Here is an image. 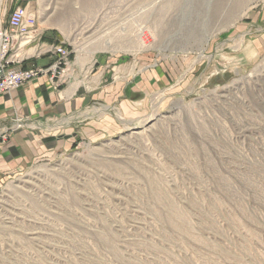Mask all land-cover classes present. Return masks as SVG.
Returning a JSON list of instances; mask_svg holds the SVG:
<instances>
[{"label":"rangeland","instance_id":"obj_1","mask_svg":"<svg viewBox=\"0 0 264 264\" xmlns=\"http://www.w3.org/2000/svg\"><path fill=\"white\" fill-rule=\"evenodd\" d=\"M17 6L70 51L52 78L76 57L153 79L120 132L1 183L0 264H264V0H0L2 18Z\"/></svg>","mask_w":264,"mask_h":264},{"label":"crops","instance_id":"obj_2","mask_svg":"<svg viewBox=\"0 0 264 264\" xmlns=\"http://www.w3.org/2000/svg\"><path fill=\"white\" fill-rule=\"evenodd\" d=\"M254 23H264V6L247 24ZM44 37L56 42L53 35ZM49 61L36 59L23 67L44 66ZM110 64V59L90 62L75 57L65 77L46 74L0 94V124L8 127L10 115L26 120V128L14 131L0 143V185L33 160L113 136L125 121L130 124L133 118L149 111L151 98L147 91L152 89V74H138L127 63L113 66L111 73ZM120 117H124L123 122Z\"/></svg>","mask_w":264,"mask_h":264},{"label":"built area","instance_id":"obj_3","mask_svg":"<svg viewBox=\"0 0 264 264\" xmlns=\"http://www.w3.org/2000/svg\"><path fill=\"white\" fill-rule=\"evenodd\" d=\"M36 21L33 13H25L18 6L12 7L5 19L0 12V92L16 88L42 74L55 76L68 63L70 51L64 44H40ZM44 53L53 54V62L46 66H21L30 56L39 57ZM8 127H2L0 133L4 134Z\"/></svg>","mask_w":264,"mask_h":264},{"label":"bare ground","instance_id":"obj_4","mask_svg":"<svg viewBox=\"0 0 264 264\" xmlns=\"http://www.w3.org/2000/svg\"><path fill=\"white\" fill-rule=\"evenodd\" d=\"M94 30V29H93ZM206 36V35H205ZM139 37V36H138ZM109 40V39H108ZM110 42V41H109Z\"/></svg>","mask_w":264,"mask_h":264}]
</instances>
